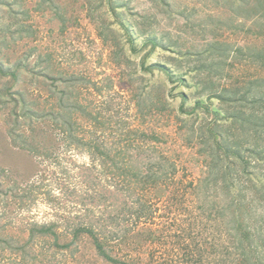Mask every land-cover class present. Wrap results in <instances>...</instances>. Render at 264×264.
<instances>
[{"label": "rangeland", "instance_id": "obj_1", "mask_svg": "<svg viewBox=\"0 0 264 264\" xmlns=\"http://www.w3.org/2000/svg\"><path fill=\"white\" fill-rule=\"evenodd\" d=\"M262 4L0 0V60L22 65L16 81L0 77V264H239L232 194L203 127L213 107L226 112L210 97L216 88L244 92L264 75V60L251 57L264 48ZM132 37L140 47L155 41L136 52ZM154 63L176 76L147 69ZM75 99L99 119L78 111L72 131L64 106ZM133 127L134 144L125 138ZM162 155L172 180L129 186L120 166L146 174ZM256 170L264 174V165ZM247 193L245 222L257 237L247 262L264 264V205ZM84 226L120 262L105 258L89 233L76 238Z\"/></svg>", "mask_w": 264, "mask_h": 264}, {"label": "trees", "instance_id": "obj_2", "mask_svg": "<svg viewBox=\"0 0 264 264\" xmlns=\"http://www.w3.org/2000/svg\"><path fill=\"white\" fill-rule=\"evenodd\" d=\"M263 7L264 4H262L261 9H263ZM115 14L118 16L120 15L117 9H115ZM121 23L124 27L126 26L123 19L121 20ZM130 39L133 50L136 52L143 50L144 46L155 41V39H148L145 41L144 45L140 47L136 44L135 38L132 37ZM256 50L258 51L253 52V56L251 57L259 56L264 60V48ZM21 67V64L13 66L0 60V77L4 79L9 75H12L13 79L16 81L19 78ZM153 67L164 69L168 73H171L172 76H176V74H174L169 68L158 63L148 66L147 69ZM182 80L184 81L185 78ZM12 87L13 86L8 87V91H10ZM67 93L70 95L71 91L66 89L63 95L65 96ZM19 94L22 96L21 93ZM2 96V89H0V97ZM184 96L185 98L187 97L186 95ZM210 97L219 99L221 103H223V107L225 106L224 108L226 109V112L223 113L219 108L213 107V118L203 127V133L208 137V141H210L212 149L210 154L216 155L215 158L217 157V161L214 162V169L217 170L218 174H221V177L226 179V184L223 185V189H225L228 195L232 194L229 209L231 210V217L235 221V226H233V228L237 231V233H240V240H238V242H240L244 248L242 253L243 257L239 259V264H249L247 262L248 259H250L248 258L249 252L246 248H252V251L255 252L253 247H257L253 245L254 241L252 240L253 238L254 240L257 239V237L255 235L256 231H254L251 224L245 222V219L247 218L245 216V211L248 210L250 213L252 211L251 206H253L251 204V199L248 198L249 193L246 194V191L254 192L255 197L252 200L259 201L264 205V174H260V172L256 170L258 165H264V75L260 74L252 76L249 80V86L244 92H241L239 88L231 90L228 86H224L222 90H218L216 88ZM197 103L201 105L202 101H198ZM212 106L213 105L210 104L208 110L209 112H211L210 107ZM182 110L183 113H188L184 106L182 107ZM64 111H66V114L69 116L67 119L69 125L73 124L72 131H75L73 126L77 123V121H72V117L78 111L85 112L89 118L92 117L97 120L99 119L98 116L93 117V111H89L87 104H81L79 99H75L65 105ZM129 131V136H125V138L129 137V140L134 144L137 140L132 138V134L136 135L135 131L137 130L133 127ZM160 157L161 158H157L152 161L158 164L157 167L152 165L144 167L148 169L146 174H144V171L139 169L138 165L135 164L131 167L123 164L119 167V169L122 171L124 178L127 181H131V183L128 181L129 186L135 190L141 184H143V188H145L147 182L150 181H153L154 185H157L167 176L168 181L172 180L173 178L170 177L171 175H174V172L169 171L171 169L170 167L164 164H159L164 162L168 156L162 155ZM224 162H226V164H224ZM222 164H224V166ZM236 164H241L242 168H236ZM235 173H239L238 175L240 176V179L246 177L245 180L241 179L246 183L244 184L245 189L242 187L241 182L237 180ZM131 184H134V186L137 187L134 188ZM244 190L245 194H243ZM144 206V204H141V208L143 209L140 212H145L143 215L149 216L151 210H147L148 206ZM245 206H247V208H244ZM209 209H215V204L212 203ZM222 210L223 209H220V211ZM220 211L218 213H221ZM50 229L51 227L48 228V231H50ZM141 229L153 231L152 226L148 225L141 227ZM130 231L132 232V230ZM83 232H87L95 238V244L105 258L115 263L120 262V260L114 257L110 250H108L107 241L105 243L92 227H77L74 233L75 237L77 238ZM57 238H59V235H57ZM248 239L251 241L249 245H246L244 240Z\"/></svg>", "mask_w": 264, "mask_h": 264}]
</instances>
